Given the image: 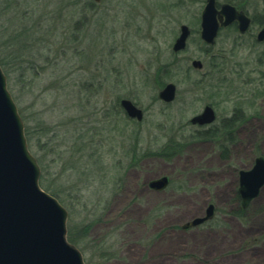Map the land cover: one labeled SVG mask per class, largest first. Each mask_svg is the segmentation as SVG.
Returning a JSON list of instances; mask_svg holds the SVG:
<instances>
[{
	"label": "rangeland",
	"instance_id": "374dc122",
	"mask_svg": "<svg viewBox=\"0 0 264 264\" xmlns=\"http://www.w3.org/2000/svg\"><path fill=\"white\" fill-rule=\"evenodd\" d=\"M89 1L0 0L7 88L40 167L39 184L67 210L66 228L79 236L86 260L264 264V186L241 218L226 202L237 171L252 163L255 142L264 141L263 44L224 29L206 51L196 21L205 0ZM235 2L250 15L264 13V0ZM180 24L192 33L186 48L173 52ZM194 59L202 69L191 68ZM168 82L176 92L164 102L157 95ZM121 98L143 110L141 120L125 114ZM207 102L218 119L238 102L261 121L243 122L226 163L221 138L187 143L170 160L156 156L169 140L187 138L188 119ZM162 176L165 187L149 185ZM210 203L211 219L181 227ZM113 249L116 257H100Z\"/></svg>",
	"mask_w": 264,
	"mask_h": 264
},
{
	"label": "water",
	"instance_id": "95a60500",
	"mask_svg": "<svg viewBox=\"0 0 264 264\" xmlns=\"http://www.w3.org/2000/svg\"><path fill=\"white\" fill-rule=\"evenodd\" d=\"M235 19L239 21V30L244 31L249 19L243 12L236 11L228 3L217 10L214 0H206L201 12L200 38L206 44H212L219 25H227ZM188 34V27L182 24L172 44L173 52L186 47ZM191 65L198 67L201 61L194 59ZM157 96L164 102H171L175 97V84L166 83ZM120 105L128 117L142 119L141 108L131 100L122 98ZM213 119L211 107L205 106L190 121L204 124ZM40 173L38 162L28 148L24 122L0 66V264H87L81 250L67 238V210L41 187ZM167 183L168 177L162 176L151 180L149 185L161 189ZM263 184L264 157L258 156L250 169L239 171L238 192L243 205L258 195ZM213 214L214 207L210 203L203 216L195 217L181 227L186 229L202 224Z\"/></svg>",
	"mask_w": 264,
	"mask_h": 264
},
{
	"label": "flooded vegetation",
	"instance_id": "af4514ba",
	"mask_svg": "<svg viewBox=\"0 0 264 264\" xmlns=\"http://www.w3.org/2000/svg\"><path fill=\"white\" fill-rule=\"evenodd\" d=\"M224 3H228V4L232 5L235 8L236 11L243 12V14L246 17H248V19H249L248 20V25H247V27H246V29L244 31H240L239 30V21L237 19L231 21L227 25H224V26L219 25V28H218V31H217V35H216V37H215V39H214V41H213L212 44H206L200 38V34L198 33L199 34V38L207 46V47H205V50L208 51L210 49V47H212L214 45V42H215L217 36L224 29H232V30L237 31L238 36L241 37V39H242V37H245L246 35H249L250 36V39H251V41L253 43V45H255V44L256 45L263 44V46H264V32H263V37L261 39L258 38L259 37V34L262 31H264V13L262 15H257V16L254 15L253 16V15H250L247 12V10L245 9V7H243L242 5H239L238 3H236L235 0H224L222 2H220L219 0H214V6H215V8L217 10H219L220 7H221V5L224 4ZM205 4H206V0L204 1V4H203V6H202V8H201V10L199 12V14L196 15V21H197V23L199 25V31H200L201 12H202V9H203V7H204ZM181 25L182 24H180V26ZM183 25H186L188 27L187 24H183ZM188 29H189V34L187 36V40H188L189 36L192 33V31H191V29L189 27H188ZM259 56H261V55H259ZM202 66H203V63L201 61V65L200 66H198V67L191 66V68H193L195 70H200V69H202ZM175 92H176V86H175ZM120 100H119V102H116V103H119V105H120ZM205 106H210L211 107V109L213 111V114H214L213 121H211L210 123H204V124L191 123L190 118L193 117L194 115H197V114L201 113L202 110L205 108ZM120 107H121V105H120ZM142 112H143V110H142ZM249 112L251 114L248 116L247 114ZM194 115L191 116L188 119V125L192 128V131L187 136V138L185 137V140L188 139V137L190 138L192 136L204 137L205 135L206 136L207 135L208 136L210 135V138H206V139H196V142H190V143L189 142H186V143H189V145L190 144H194V143H204V142H206V143H209V142L210 143H213L212 141L216 142V140L219 142L218 139L221 138V142H222L221 144H222V147L223 148H222V150H218V152H219V154H222L223 157L222 158L220 157V158H221V161L224 162V163H226L230 159L231 145H232V143H234V140H235L236 136L239 135L240 133H242V130H243V122H245V121L250 122L251 121V123H253V126L252 127H254L257 122H260L261 121L260 115L257 114V112L253 108L247 107L244 104L243 105H240V103H238V102H237V104H235V106L230 111V113L229 112L226 113L224 116H222L219 119H218V115L216 114L214 105L212 103H209V102L205 103L203 105L202 109L199 112L195 113ZM244 129H245V127H244ZM243 131L245 132V130H243ZM247 133H249V130L247 131ZM250 133H252V132H250ZM240 136H242V135H240ZM243 136L246 137V133L243 134ZM234 146H233V148H234ZM254 147H255L256 154H255V156L252 159V163L250 164L249 168H247V169H250L251 168V166L253 165L254 160H255L256 157H258V156H263L264 157V151H263L264 150V141L260 145L255 142V146ZM240 170H246V169H239L237 171V178H236L237 188L233 189V191H232L233 192V198H228L226 200V202L227 203L228 202H231V204L234 203V206L230 209V212H232V213L233 212H240L241 214L245 215V214H248L249 213V204L254 199H256L257 196L255 198L250 199L247 202L246 205H243L242 198H240V195H239V192H238V187H239V171ZM263 186H264V184H263ZM261 188H260V190H261Z\"/></svg>",
	"mask_w": 264,
	"mask_h": 264
},
{
	"label": "trees",
	"instance_id": "16d2710c",
	"mask_svg": "<svg viewBox=\"0 0 264 264\" xmlns=\"http://www.w3.org/2000/svg\"><path fill=\"white\" fill-rule=\"evenodd\" d=\"M86 3L88 4V6L89 5H93V0H90L89 3L88 2H86ZM25 133H26V136H27L28 133L26 131H25ZM206 138H210V135L209 136L205 135L204 137L192 136L190 138L188 137V139H186V140H185V138H183V140H181L179 142L174 140V139H171V140H169V142L165 146H163V148L161 147L160 150H158L155 155L158 156V157H161L163 159L170 160L172 157H174L176 155H179L184 150V146H185L186 142L190 143V142H193L196 139H206ZM222 148H223L222 144L219 143L218 149L222 150ZM220 157L221 158L223 157L222 154H220ZM233 214L235 216L239 217V218H241V216H244L240 212H233ZM87 231H88V227H87ZM67 238H68V240L70 242L75 244L81 250V252H82V254L84 256V251L79 246V236H74V235L71 234V232H69L67 230ZM116 254H118V252L115 249H113V251H111V252H106L105 251L100 257H103L105 260H108V259H112V258L116 257ZM84 259H85V262L87 264H93V263L87 261L85 256H84Z\"/></svg>",
	"mask_w": 264,
	"mask_h": 264
}]
</instances>
